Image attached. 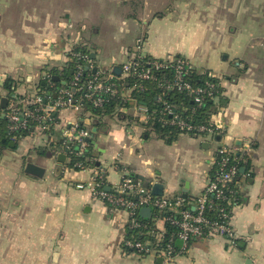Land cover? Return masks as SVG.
I'll return each mask as SVG.
<instances>
[{
  "label": "crops",
  "instance_id": "obj_1",
  "mask_svg": "<svg viewBox=\"0 0 264 264\" xmlns=\"http://www.w3.org/2000/svg\"><path fill=\"white\" fill-rule=\"evenodd\" d=\"M141 37L144 57H182L218 80L223 101L213 104L210 124L220 141L179 134L167 145L134 102L101 119L57 113L47 137L31 133L14 151L0 146V264H159L154 255L123 250L125 212L76 187L92 171L54 158L60 123L72 121L90 130V152L107 185L135 174L147 187L160 183L161 197H198L217 147L247 155L237 182L243 201L231 209L235 244L193 239L170 263L264 264V0H0V98L8 95L7 79L16 84L11 96L35 95L41 74L64 68L76 45L95 55L96 69H120ZM26 163L43 167V177L24 174ZM155 228L164 231V220Z\"/></svg>",
  "mask_w": 264,
  "mask_h": 264
},
{
  "label": "built area",
  "instance_id": "obj_2",
  "mask_svg": "<svg viewBox=\"0 0 264 264\" xmlns=\"http://www.w3.org/2000/svg\"><path fill=\"white\" fill-rule=\"evenodd\" d=\"M143 38H138L133 51H129L126 61L120 66L119 75L113 73V69L98 70L97 74L84 77L83 67L78 66L72 78L65 87H58L50 81L49 74L44 78L50 92H38L31 96L20 99L16 96L7 98L6 111L3 117L7 121V133L13 135L20 131L31 129V133L37 132L40 137H47L57 126L55 115L61 111H70L75 115L90 116L88 105L92 108H102L112 98H120L116 111H126V102L134 101L131 91L142 90L141 84L125 86L124 80L135 77L140 81L154 80V71L171 72L170 81H162L159 84L160 93L157 103H162V95L167 91L186 93L192 96L194 103L199 106L204 99L217 101L221 92L218 91L219 82L205 83L202 87H193L184 80V77L193 69L191 64L180 57H168L167 59L147 60L141 54ZM82 59L89 65L88 70L95 68L93 62L86 55ZM62 69V68H61ZM61 69H59L61 71ZM49 93V94H48ZM48 95L54 96L51 100ZM136 115L143 116L147 125L151 128L153 123L161 126H174L179 131L188 133L193 129L201 140L211 141L219 136L220 132L215 127L198 126L193 127L186 123L178 115L174 114L171 106L163 103L159 110L149 111L147 107L137 105ZM62 137L57 148L53 152L54 158L64 155L68 162L70 157L85 159L89 148L90 130L80 125L78 121H72L61 125ZM152 129V128H151ZM234 154L226 147H217L213 157L219 156L213 177L208 180L203 192L193 201V211L186 208L181 198L156 197L151 193V187L145 186L141 181L124 175L120 181L113 186L104 182V172L98 168H85L92 171L86 186L76 185L77 188L86 187L93 198L100 200L111 209H117L126 213L128 222L126 228L139 229L141 224L136 218V213L141 208H150L164 215L168 214L167 220L177 229L176 233L170 235L164 242L166 231L152 233L151 238L144 241L126 239L122 240L125 248L133 250L138 255H154L162 258L165 263H170L179 255L184 254L193 239L220 237L227 241L229 246L235 244L236 238L230 225V214L225 209V203L229 202L228 195L233 194V185L237 180V166L230 164V155ZM73 167L82 168L81 162H74ZM82 168V170H85ZM109 186V190L105 187ZM210 196L222 206L216 205ZM214 211L216 218L207 216L208 212ZM175 216V217H174ZM158 218H155L157 220ZM154 220V221H155ZM125 228V230H126ZM173 241L179 244L175 247Z\"/></svg>",
  "mask_w": 264,
  "mask_h": 264
},
{
  "label": "trees",
  "instance_id": "obj_3",
  "mask_svg": "<svg viewBox=\"0 0 264 264\" xmlns=\"http://www.w3.org/2000/svg\"><path fill=\"white\" fill-rule=\"evenodd\" d=\"M86 55L89 57L90 51L86 49L85 46L82 45H76L73 47L71 52L67 55V62L64 68L61 69H50V70H45L44 73H42V77L44 74H49L50 76V81L54 83L56 86L60 87H65L67 86L68 82L72 78L74 72L76 71L78 66L83 67V74L84 77H90L95 74H97L98 69H96L95 73L91 72L90 70L85 71L84 67L87 64L84 59H82V56ZM90 58V57H89ZM182 58V57H180ZM147 60H153L151 58H147ZM183 59V58H182ZM94 62V60H91ZM113 73L117 75L114 70ZM154 80L150 81H140L135 77L132 78H127L124 80L123 84L125 86H133L137 84H141L142 90H137L134 89L131 91V97L134 100L133 102H136L137 105L147 107L149 111L151 110H159L163 107V103L166 105L171 106L172 111L174 114L178 115V117L183 119L186 123L191 124L193 127H198V126H206V127H211L212 125L210 124V118H211V108L213 104L216 101H212L209 99H204L201 103V105L197 106L193 99L192 96L187 95L186 93H180L176 91H167L162 95V103H157V96L160 93L159 89V84L162 81H170L171 80V72L169 71H154ZM53 76L59 77V82H55L52 80ZM184 80L190 83L193 87H202L205 83H216L218 80L210 73V72H205L203 74H198L196 70L192 69L191 71L188 72V74L184 77ZM61 82H64V84H61ZM5 90H7L8 95L7 97H10L12 92L15 90V82L11 79H7L3 85ZM43 91L45 92H50V89L48 88V85L46 84V81L41 79L38 83L37 86V92L41 94ZM218 91L221 92V89L218 88ZM49 94V93H48ZM220 96H217L219 102L222 103L223 100L220 101ZM48 97L53 100L54 97L52 95H48ZM122 97L119 96V98H112L110 99L107 103H105L102 108H92L90 105H88V110L91 113V117L94 119H101L104 116L107 115H112L114 114L118 104L120 103V98ZM1 99V98H0ZM7 106V105H6ZM125 106H129V102L125 103ZM6 111V109L2 110V114ZM6 125L7 121L5 118H0V146L3 147L4 149H8L11 151H14L16 149V142L22 137H26L31 135V129H28L26 131H20L18 133H15L13 135H10L7 133L6 130ZM213 127V126H212ZM152 131L158 136L159 139H161L165 144L170 145L172 144L177 136L179 134H185V135H190L194 138H197V132L193 129L192 131H189L188 133H184L179 131L176 127L174 126H161L159 124L153 123L151 125ZM4 140L3 143L1 141ZM13 142L15 145L13 147H9L8 143ZM90 144L89 148L87 151V157L89 158L90 161H86L85 159H76L74 157H70V161L66 164L67 167H71L74 170H82V168H95L96 167V161L93 160V154L90 152ZM219 156L216 155L212 159V166L210 169L209 173V180L213 177V172L216 167V161H218ZM230 164L236 165L237 166V180H236V185H233V194L228 195L227 198L229 199L228 203H225V209L226 211L230 214V209L234 206L239 205L242 203L243 199L238 193V187H237V182L240 181V178L242 174L240 173V169L244 168V170H248V165H249V158L247 155L241 156L240 154H232L230 155ZM74 162H81L82 163V168H77L73 167ZM174 198V197H172ZM197 198V197H196ZM196 198H192L189 200H184V203L187 205L186 208L192 212L193 209V201L196 200ZM210 199L213 200V202L216 205L222 206L221 202L215 201L213 197L210 196ZM143 208L139 209L136 213V218L141 224V228L139 229H129V227L126 228V233H125V238L126 239H131V240H136V241H144L147 238H151L152 233H157V230L155 228V218H165L167 219L168 214H160L156 212L153 209H150L149 215L145 216L142 211ZM207 216L211 219L216 218V213L214 211L208 212ZM175 217V216H174ZM165 223V233L166 235L163 237L164 242L168 240L170 235H173L176 233L177 229L173 227L167 220H164ZM236 239H234V242ZM177 241H173V244L176 245ZM122 245V244H121ZM123 250L127 253H134L136 254L133 250L127 249L122 245ZM145 256V255H142Z\"/></svg>",
  "mask_w": 264,
  "mask_h": 264
},
{
  "label": "water",
  "instance_id": "obj_4",
  "mask_svg": "<svg viewBox=\"0 0 264 264\" xmlns=\"http://www.w3.org/2000/svg\"><path fill=\"white\" fill-rule=\"evenodd\" d=\"M90 57V60H94L95 59V55L93 53H90L89 55ZM88 67L89 65L86 64L85 67H84V70L87 71L88 70ZM91 72L92 73H95L96 72V68H92L91 69ZM114 72L119 75L120 73V69L119 68H116L114 69ZM52 80L55 81V82H59V77L57 76H53L52 77ZM61 84H64V82H61ZM54 97V96H53ZM6 105H7V98L5 97H2L0 99V109L3 110L6 108ZM130 105H133V101H130ZM1 118H3V114L1 115ZM215 141H220V137L219 136H216L215 137ZM4 140L1 141V143H3ZM238 144V148L240 147V142L236 143ZM8 146L9 147H13L14 146V143L13 142H9L8 143ZM204 146H207V143H204ZM58 162H63L64 161V155H58L56 158H55ZM23 172L24 174L26 175H29V176H32V177H35V178H42L43 175L45 174V169L41 166H38V165H35L33 163H26L25 166H24V169H23ZM240 173L243 174L244 173V168H241L240 169ZM127 176L129 177H132V178H135V179H139V180H143V178L139 175H135V174H128ZM187 187V185H186ZM105 190H109V186H106L105 187ZM183 191H185V189H183ZM151 193L156 196V197H161L163 195V186L160 184V183H153L151 185ZM184 193V192H183ZM184 198L186 197L185 194L182 195ZM143 211V214L145 216H148L149 215V212H150V208H143L142 209ZM157 262L159 264H162L163 260L162 258H159L157 260ZM168 264H172V263H168Z\"/></svg>",
  "mask_w": 264,
  "mask_h": 264
},
{
  "label": "rangeland",
  "instance_id": "obj_5",
  "mask_svg": "<svg viewBox=\"0 0 264 264\" xmlns=\"http://www.w3.org/2000/svg\"><path fill=\"white\" fill-rule=\"evenodd\" d=\"M143 47V46H142ZM37 78H39V77H37ZM37 78H36V81H37ZM41 78H42V74H41V76H40V80H41ZM40 80H38V81H40ZM38 81L36 82L37 84V86H38ZM37 86H36V88H35V91L37 90ZM123 159H120L121 161H125L126 160V158H127V152H124V156L122 157Z\"/></svg>",
  "mask_w": 264,
  "mask_h": 264
}]
</instances>
